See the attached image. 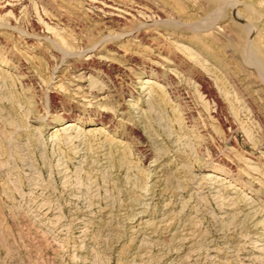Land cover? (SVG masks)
<instances>
[{
	"label": "rangeland",
	"instance_id": "1",
	"mask_svg": "<svg viewBox=\"0 0 264 264\" xmlns=\"http://www.w3.org/2000/svg\"><path fill=\"white\" fill-rule=\"evenodd\" d=\"M112 1L141 13L0 11V264H264V73L246 62L264 52V0ZM203 76L233 128L210 115ZM72 120L94 132L53 138Z\"/></svg>",
	"mask_w": 264,
	"mask_h": 264
},
{
	"label": "bare ground",
	"instance_id": "2",
	"mask_svg": "<svg viewBox=\"0 0 264 264\" xmlns=\"http://www.w3.org/2000/svg\"><path fill=\"white\" fill-rule=\"evenodd\" d=\"M23 3H24V1L25 0H21ZM89 1H91V3H92V5H94L95 7H97V8H99L100 9V11H103V13H105V14H107V13H112V12H115V11H117V12H119V13H122L123 15V17L124 16H129V15H131V13H141V8H142V6L141 7H139L138 5H137V9L135 10V9H133V10H130V9H126V8H124V7H122V6H118L114 1H112V0H89ZM89 5V4H88ZM27 6V5H26ZM10 7H12V4H11V0H4V3L1 5V7H0V11L1 10H4V11H7ZM26 8V7H25ZM236 8V5H234L233 6V10H236L235 9ZM24 9V8H23ZM98 9V10H99ZM253 12H255L256 13V10H254ZM9 13V12H8ZM45 15V14H44ZM114 15V14H113ZM146 15H147V12H146ZM132 16V15H131ZM140 16V15H139ZM118 17V16H117ZM123 17H122V19H123ZM143 17H145V15L143 16ZM143 17L141 16V19H143ZM237 17H239L240 18V16H238L237 15ZM131 18V17H130ZM148 18V17H147ZM236 18V17H235ZM145 19V18H144ZM241 19V18H240ZM146 20V19H145ZM242 20H244V19H242ZM147 21V20H146ZM149 22H150V20H149ZM146 23V22H145ZM144 25H148V21H147V23L146 24H144ZM252 25V24H251ZM144 27V26H143ZM238 27L242 30V32H243V36L245 37V41H244V46L245 47H249V46H251V45H253V44H249L251 41H249L248 43H247V41L248 40H251V38H252V36H253V33H254V31H255V27L254 26H252V27H245V26H241V25H238ZM137 33H139V34H141V37H143L144 35H145V32L144 31H140V30H138L137 31ZM256 38V37H255ZM255 38H253L252 40L254 41L255 40ZM257 38H258V36H257ZM134 40H135V38H133ZM143 40V39H142ZM258 40V39H257ZM252 41V42H253ZM251 42V43H252ZM257 43H258V41H256ZM254 48H256L253 52L256 54V52L258 53V55L256 54V57L254 58V60L253 61H249V60H247L246 59V62L249 64V63H251V64H254V65H256L257 67H258V69L259 70H261L260 72L262 73V71H263V73H264V52L262 51V48L260 47V46H255ZM253 50V49H252ZM90 51H94V49H92V50H90ZM247 53V52H246ZM248 53H249V51H248ZM245 54V53H244ZM254 54V55H255ZM243 55V54H242ZM250 56H252V54L251 55H249V57ZM92 57H93V54H90L89 53V55H88V58L87 59H92ZM253 57V56H252ZM251 57V58H252ZM244 58H246L245 56H244ZM84 70H87V66L84 68ZM86 73V71H83V72H81L80 73V75L83 77V75ZM211 78L210 77H208V76H203V77H200V79H198L197 81H198V88H199V92H201V94H200V96H201V98H202V100L207 104V105H209V108H210V110H209V112H210V115L213 117V118H216L218 121H219V123H220V125L222 126V128H227V127H229V128H233V126H234V121L231 119V118H229L228 116H224V117H221L222 116V114H224V112H225V103H224V101H223V98L215 91V89L213 88V84H212V82H211ZM79 84V83H78ZM143 86H142V93L145 95V96H151V94H152V89H153V86H154V84H155V79H153V78H146L144 81H143ZM81 87V86H80ZM77 88L76 89V91H81L82 89V87L81 88ZM84 89V88H83ZM197 89V88H196ZM90 93V92H89ZM92 93H93V95H94V97H100V96H102V94H105V93H107L106 91H103V90H101V91H99V90H93L92 91ZM51 96V98L52 99H54L55 98V95L54 94H51L50 95ZM107 95L106 96H104V97H101V99H107ZM109 99V98H108ZM233 103V102H232ZM137 107V106H136ZM135 107V108H136ZM191 115V114H190ZM247 115V114H246ZM248 116H250V117H254L255 116V114H254V110H253V108L251 107V109H250V111L248 112ZM211 117V118H212ZM190 119V118H189ZM215 119V120H216ZM104 128H102V127H98V128H96V130L97 131H100L101 132V130H103ZM74 130H84V131H87L88 130V128H87V126H84V125H82V124H79V123H77V121L76 120H72V121H68V122H66V123H64L62 126H60V127H57V128H55V130H53V133L51 134L52 136H53V138L56 136V135H58V134H66V133H71V132H74ZM232 130V129H231ZM196 130L195 129H192V132H195ZM234 131V130H233ZM87 132H94V130H88ZM230 132V131H229ZM82 133V132H81ZM231 134V133H230ZM194 135V134H193ZM257 141V140H256ZM179 145V144H178ZM248 161V160H247ZM63 174V173H62ZM65 178V177H64ZM203 179V178H202ZM205 179H206V183H208V185H210V189L214 192V193H216V194H219L220 195V193H221V191L222 190H224L225 188H227V187H225V185H226V183H227V181H225V182H222L223 180H225V178H222V177H218V176H215V174L214 173H208L207 175H206V177H205ZM162 181V180H161ZM185 183V182H184ZM184 189V188H183ZM234 193H236V192H234ZM192 197H193V195H192ZM215 197H217V195L215 196ZM79 198V197H78ZM77 198V199H78ZM219 198H220V196H219ZM218 198V199H219ZM251 198V197H250ZM248 199H249V197H248ZM188 200V199H187ZM228 201L226 202V203H228L229 205H231V206H233V205H236L235 203H233L232 201H234L235 200V198L234 197H229V195H228V199H227ZM193 201V200H192ZM221 201V200H220ZM222 201H223V203L225 202V200L224 199H222ZM251 202V201H250ZM249 202V203H250ZM191 203V202H190ZM220 203V202H219ZM222 203V205H224ZM247 202H245V204H246ZM249 203H247V204H249ZM250 205V204H249ZM225 206V205H224ZM220 207L219 209L221 210V211H223V210H225L226 212H228V210L229 209H234V208H231L230 206L228 207L227 205V207ZM246 206V205H245ZM251 206V205H250ZM84 207V206H83ZM87 208V207H86ZM222 208V209H221ZM247 208V207H246ZM249 208V207H248ZM78 209V208H77ZM79 212V211H78ZM226 212H223V214H226ZM137 215H139V214H137ZM96 217V216H95ZM168 218V217H167ZM138 220H140L139 222H140V224H143V223H141V217H139L138 218ZM139 223H138V225H140ZM136 226H137V224H136ZM141 226V225H140ZM139 226V227H140ZM184 227V226H183ZM199 227V226H198ZM184 229V228H183ZM148 239V238H147ZM186 240V239H185ZM260 243V242H259ZM232 251V250H231ZM227 252V251H226ZM259 260V259H258ZM247 261H250V259L249 258H245L244 259V262H247ZM239 262V261H238ZM252 264V263H251Z\"/></svg>",
	"mask_w": 264,
	"mask_h": 264
}]
</instances>
